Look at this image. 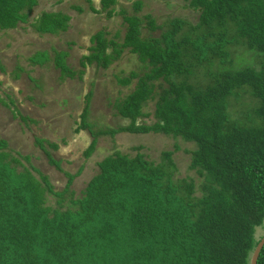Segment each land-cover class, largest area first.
Instances as JSON below:
<instances>
[{
    "label": "trees",
    "instance_id": "trees-1",
    "mask_svg": "<svg viewBox=\"0 0 264 264\" xmlns=\"http://www.w3.org/2000/svg\"><path fill=\"white\" fill-rule=\"evenodd\" d=\"M85 1L108 20L120 15L125 32L121 43L118 33L110 39L105 29L94 34L88 55L79 60L82 71L70 68L68 51H55L52 63L60 76L74 79L92 65L105 71L125 50L142 69L117 77L123 87L136 80L116 105L129 124L91 135L153 134L190 143L188 166L199 179L175 178L172 151L152 161L138 147L134 156L116 151L102 159L75 197L69 191L75 176L62 171L61 160L44 146L59 150L60 145L35 140L47 162L66 177L63 190L55 191L38 168L20 170L0 138V264H249L264 233V0H185L198 22L173 18L163 29L147 16L145 31L160 30L158 37L144 36L138 17L116 13L117 0H99L100 10ZM36 6L38 0H0V31L26 24ZM134 6L138 11L141 2ZM69 20L61 11H42L31 27L36 34L54 35L66 32ZM234 43L258 62L237 67L228 51ZM50 60L47 51L28 58L38 67ZM213 61L223 67L212 70ZM197 70L202 76L194 81ZM245 91L256 100L248 124L232 119L228 106ZM150 102L153 122H139L150 116L145 113ZM87 113L86 105L80 127L89 130ZM27 120L37 123L22 116ZM49 196L57 207L48 205ZM257 264H264V245Z\"/></svg>",
    "mask_w": 264,
    "mask_h": 264
},
{
    "label": "rangeland",
    "instance_id": "rangeland-1",
    "mask_svg": "<svg viewBox=\"0 0 264 264\" xmlns=\"http://www.w3.org/2000/svg\"><path fill=\"white\" fill-rule=\"evenodd\" d=\"M57 1L59 0H38V6L33 8L26 24L13 30L0 31V99L4 102H0V138L7 140L13 155L20 161L18 168L31 169L30 165L38 168L48 175L55 191H62L66 185L64 172L73 175L75 178L69 191L78 197L88 181L98 172V163L102 159L116 151L134 156L140 147V153L152 161H158L162 151H172L176 165L175 178H188L197 182V174L188 166L190 152L194 148L190 143L153 134L121 133L113 138L99 136L97 139L91 135V132L129 124V120L117 115L116 105L133 89L136 80H132L133 84L123 87L118 83L117 77H126L130 72L141 73V63L135 55L125 50L120 59L105 71L92 65L83 69L80 76L77 72L74 79L61 77L59 70H56L52 63L55 51L58 54L68 51L67 63L70 68L82 71L79 60L88 55V50L93 46V35L105 29L109 39L118 33L119 36L115 40L121 43L125 25L120 15L108 20L105 14H94L85 0H62L60 4ZM92 1V6L100 10L99 0ZM139 1L141 6L138 11L134 6L137 0H117L114 9L116 13L124 11L127 16L138 17L143 27L142 33L146 37L160 35V30L145 31L147 16H151L156 25L163 29L173 18L184 19L192 26L198 22L197 14L185 8V0ZM42 11H61L66 14L70 18L68 30L54 35L36 34L31 23ZM40 51H47L51 60L42 67L32 66L28 58ZM228 51L229 58L234 63L237 62V67L252 66L258 62L241 43L232 44ZM217 66L223 67L213 61L210 68L214 70ZM17 68L20 71L15 72ZM14 72L19 73V77H16ZM193 75L195 81L196 77L202 76V72L197 70ZM90 93L91 96L87 97ZM86 105L88 113L85 123L89 125V130L80 127L81 115ZM228 106L232 119L247 123L246 120L254 116L256 100L245 91L239 94V98H230ZM152 111L153 102H150L145 113ZM149 115L139 122L151 124L153 117ZM22 116H28L37 123L29 120L23 122ZM37 138L60 145L59 150L49 149L46 144L44 146L56 160H61L60 166L64 172L47 162L35 143ZM93 141H96L94 149L86 158L84 153ZM25 157H29V161L25 160ZM78 172L80 173L76 175ZM68 197L69 194L64 196L65 204ZM48 205L57 207L56 198L49 196Z\"/></svg>",
    "mask_w": 264,
    "mask_h": 264
},
{
    "label": "water",
    "instance_id": "water-1",
    "mask_svg": "<svg viewBox=\"0 0 264 264\" xmlns=\"http://www.w3.org/2000/svg\"><path fill=\"white\" fill-rule=\"evenodd\" d=\"M263 245H264V233H263L262 237L260 238V241L258 242L257 246L255 247V249L253 250V252L250 256L249 264H257V259L259 257V253H260Z\"/></svg>",
    "mask_w": 264,
    "mask_h": 264
},
{
    "label": "crops",
    "instance_id": "crops-1",
    "mask_svg": "<svg viewBox=\"0 0 264 264\" xmlns=\"http://www.w3.org/2000/svg\"><path fill=\"white\" fill-rule=\"evenodd\" d=\"M58 34V33H57Z\"/></svg>",
    "mask_w": 264,
    "mask_h": 264
}]
</instances>
